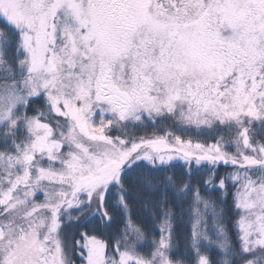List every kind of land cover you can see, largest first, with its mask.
<instances>
[{"label":"snow or ice","instance_id":"6c2138e0","mask_svg":"<svg viewBox=\"0 0 264 264\" xmlns=\"http://www.w3.org/2000/svg\"><path fill=\"white\" fill-rule=\"evenodd\" d=\"M0 264H264V0H0Z\"/></svg>","mask_w":264,"mask_h":264}]
</instances>
